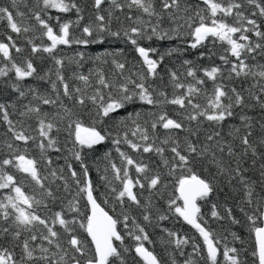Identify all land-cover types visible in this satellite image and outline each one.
Returning <instances> with one entry per match:
<instances>
[{
	"label": "snow or ice",
	"instance_id": "1",
	"mask_svg": "<svg viewBox=\"0 0 264 264\" xmlns=\"http://www.w3.org/2000/svg\"><path fill=\"white\" fill-rule=\"evenodd\" d=\"M106 2L110 3L109 9L103 8ZM16 3L17 0H11L12 7H15ZM202 3L205 6L203 8L186 2L182 6V0H158V3L157 0H125V3L120 0H93L94 19L82 27L81 37H74L72 34V29L79 27L84 19L81 14L83 9L77 0H36L35 7L30 9L31 19L35 21L31 25L18 23L9 7H0V19L7 20V26L12 32L19 34L39 31L46 37L50 42L47 45H37L29 40L32 45L31 52L43 51L49 54L57 66L56 79L49 81L55 99L39 93L34 88H29L26 92L21 82L37 75V68L29 58H24L19 63L13 58L11 49H15L16 53L23 52L15 42L11 45L0 42V56L10 65L0 67V77H8L10 72H14L12 89L21 98L28 95L32 97V100L23 105L19 115L30 119L34 116L37 124L35 136L29 134L31 125L26 127L23 120L17 128L9 113V109L15 108V105L0 102V116L8 125L7 132L11 134V139L4 141L8 155L0 159V189L8 190V194L0 200V219L8 225L0 228V241L4 242L0 244V264H125L124 253H127L129 248H120L124 242V236L117 228L120 221L97 202L81 150L100 145L111 136V132L98 130L96 122L102 123V118H111L113 113L125 109L137 100L158 111H149L147 116L151 119L145 118L143 123L140 122V112L129 114L125 119L118 121V124H125L126 129L122 131V135L118 131L117 138L112 140L122 160V167L111 164L114 179L121 185L119 190L111 188V191L116 193V201L123 205L127 199L140 206L141 201L134 189L147 188L159 193L161 187H168V184L164 183L165 175L159 170V166L154 171L149 163L122 151L119 145L126 144L141 156L153 153L161 157L160 163L167 169V176L174 178V191L166 201L168 210L183 218L203 238L206 256H201V259L205 264H222L219 259L221 255L223 264H247L240 258L241 249L235 246L224 244L221 252V240L214 237L201 214L200 202L206 201L216 191L222 179L229 185L235 181L244 192L243 203L247 206V210L241 207L240 211L246 217L253 240L252 264H264V65L246 62L255 58L253 54L257 53V50L264 54V31L261 30L264 25V0H228L227 3L224 0H202ZM125 7L129 10L125 13V19L132 21L127 27L113 11H124ZM51 9L59 13L75 11L77 20L59 22L60 18L56 17V31L55 26L51 24L52 17L48 14ZM246 11L250 12V15H246ZM134 13L139 15L134 18ZM16 16L23 17L24 13L17 12ZM144 16L149 19L145 20ZM152 18H155V23ZM229 18L232 22H229ZM113 20L120 23V27L115 31L112 29ZM165 20L172 25L168 29L163 27ZM185 28L188 29V36L192 41L190 47L193 49L204 46L208 41L212 43L213 48L217 43L223 45L222 53L209 50V59L219 55L223 64L198 67L192 61H184L183 73L168 71L173 89L169 95L163 88L157 87L155 81H163L158 69L161 68L165 56L176 50L158 54L157 49L142 46L139 41L152 40L154 37L159 40L180 38L181 30ZM121 32L125 41L134 46L135 52L141 58L142 70H129V74L125 75L126 64L113 60L122 79L113 82L102 70L95 73L90 71L88 75L73 73L74 78L87 87H91L90 78L94 75L98 87L95 88L94 94L87 96L81 87L72 88L63 74L65 60L55 55L58 47L103 43V33L120 38ZM250 33L259 38V42H253ZM8 40L12 41V37L9 36ZM153 54H157L158 58H152ZM78 55L77 64L84 59L83 53ZM203 55L204 53H201V56ZM223 66H227L226 76ZM201 72L202 76L199 75ZM46 76L48 73L38 78L44 80ZM241 77L259 79L247 90H238L223 82L225 79L231 81ZM209 81L211 88L208 87ZM252 87H258V92H253ZM105 89L108 90L107 94ZM245 91L248 92L247 96ZM62 96L72 101L73 107L79 105L81 111L75 112L65 106L61 100ZM32 101L39 103L33 104ZM89 101L95 108L92 126H86L81 118L83 110L88 108ZM58 104L63 108V115H55L60 121H68L66 129L73 138V147L69 151L81 164L83 180L80 179V173L66 160L71 178L77 185V192L73 199L67 202L66 208L61 206L60 210L52 211L50 204L57 203L56 191H59V186L54 191L51 184L56 180H64L65 191L68 184L63 176L64 169L52 168L53 161L47 155L49 149L61 151L57 137L52 135L54 130L58 133L60 128L57 123L48 119L49 114L44 112L40 105ZM168 105L177 106L182 110L177 114L179 119L169 115L166 110ZM257 106L261 111L259 120L249 116L246 111ZM237 109L240 110L239 114ZM89 114L91 115V110ZM237 115L241 125L231 127L225 134V122ZM127 122H130V126H127ZM158 129L164 130L163 138ZM180 131L186 133L182 142L179 136L175 135ZM30 141L39 149V160L30 155ZM16 142H22L24 147L21 148ZM166 151L171 153L170 157L165 156ZM41 161L48 168L47 175H42ZM249 161L252 168L259 162L260 195L255 192L257 181L246 175L250 170L246 166ZM9 168L30 179L33 184L32 194L25 191L23 183L18 181ZM131 169L137 174L135 178L130 174ZM201 172L207 175H202ZM49 177L52 178L51 182H48ZM81 198L86 199V210L81 208ZM104 203L107 204V200ZM40 206L50 214L41 215L37 211ZM217 208L216 204H212L211 217L222 219ZM69 213L72 214L71 218H68ZM226 213L233 223H239L233 216L232 208H227ZM159 219L163 221L168 219V216L162 214ZM128 220L129 216L124 215L126 228ZM143 220L150 221V215L145 214ZM133 223L135 224L134 219ZM135 227L138 234L129 231L128 235L137 242L134 248L136 256L143 264H161L158 257L141 242L149 240L144 227L139 224H135ZM78 229H82L90 240L82 239ZM168 235L174 237L176 234L168 232ZM231 236L234 241L244 243L235 232L231 233ZM223 239L226 240L227 237ZM116 241H119L120 245H117ZM188 242L187 238H177L174 241L177 248ZM17 248L20 250L18 255ZM194 251H200V246L194 245ZM173 264H176L175 260ZM185 264L194 262L186 260Z\"/></svg>",
	"mask_w": 264,
	"mask_h": 264
},
{
	"label": "trees",
	"instance_id": "2",
	"mask_svg": "<svg viewBox=\"0 0 264 264\" xmlns=\"http://www.w3.org/2000/svg\"><path fill=\"white\" fill-rule=\"evenodd\" d=\"M121 3H125V0H120ZM186 2L192 6L199 5L200 8L205 7L202 3V0H182L183 3ZM225 3L228 0H224ZM77 3L80 4L83 9L82 15L84 19L80 22L79 27H74L72 29V34L74 37L82 36V27L87 24L90 20L94 19L95 9L92 7L93 0H77ZM158 3V0H157ZM36 0H17L16 6L12 7L11 0H0V7H9L11 11H13L14 17L18 23L25 24H34L35 21L31 19V11L35 7ZM110 3L106 2L103 5L104 9H109ZM159 10V7L158 9ZM116 16L120 17V21L124 23V26L127 27L132 21H128L125 19V13L129 10L125 7L124 11L114 10ZM17 12L24 13L23 17L16 16ZM49 16L52 17L51 24L55 26V30L58 31V21L56 17L60 18L59 22L66 21H76L77 14L75 11L69 13H59L54 9L49 10ZM106 14V13H105ZM135 15H139V13H134ZM183 15V13H181ZM246 15H250V12L246 11ZM144 19H149L144 16ZM153 19V23H155V18ZM229 22H232L231 18H229ZM258 19V23H259ZM172 25L169 21L165 20L163 27L168 29ZM118 27H120V23L113 20L112 29L115 31ZM261 30L264 31V25H262ZM181 37L176 39H165L159 40L155 37L152 40H141L139 43L145 47H152L157 49L158 54H163L169 52L173 49L176 51L172 52L171 55H167L164 58L163 64L161 68L158 69L160 76L163 77V81L157 79L155 81V85L159 88H163L165 91L171 95L173 89L171 87L168 71L174 70L177 71L178 74H181L185 71L184 61H192V63L198 67H208L212 64L222 65L223 62L220 61L219 55L212 56L209 59V50L215 51L218 54L222 53L223 45L217 43L215 48L210 41L205 42L204 46L193 49L190 47L191 38L188 36V29L181 30ZM104 36L103 43H90L88 45H77L72 44L71 46H59L56 50L55 55L59 58H63L65 60V67L63 69V74L70 84L72 88L81 87L84 89L86 96L94 94L95 88L98 87L96 84L95 76L93 75L90 78L91 87H87L83 84V82L74 78L73 73L88 75L89 72H97L98 70H102L103 73L107 76V78L113 82H116L122 77L120 76V71L116 69L113 60H117L119 62L125 63L126 68L124 70V74L128 75L129 70L133 72H138L142 70L143 66L141 63V58L138 53L135 52L134 46L130 43H127L123 38V32H121V37H112L107 35V33L102 34ZM253 42H259V38L255 37L254 34H249ZM12 37V41L8 40V37ZM32 40L33 43L37 45H47L50 43L47 41L46 37H43L39 31L29 32V33H14L7 26L6 19H0V42L9 43L11 45L12 42L18 47L23 49L22 53H16L15 49H11L13 58L19 63L24 58H29L32 60L34 66L37 68V75H34L31 78H27L25 81L21 82L24 85V90L27 92L29 88L36 89L39 93L47 95L53 99H55V93L51 90L50 80H55V70L56 65L54 60L49 56V54L44 53L43 51L32 53L31 47L32 45L28 42ZM80 53L84 54L83 61H80L77 64L76 61L79 60ZM106 53H112L114 55H105ZM201 53H204L201 56ZM254 59L246 60V62L251 64H262L264 65V54H261L259 50L257 53L253 54ZM100 57V59H97ZM152 58H158L157 54H153ZM107 61V62H105ZM8 65V62L5 61L2 56H0V67H4ZM10 67V65H8ZM225 71V76L227 75V66H223ZM258 70V69H257ZM48 73V76L44 80L39 79V76H45ZM199 75H203V73H199ZM135 78V77H134ZM183 79V76H181ZM190 79V78H189ZM259 77L253 78L248 77L247 79L241 78H233L231 81L225 79L223 82L228 84L230 87H236L239 89L247 90L253 84L255 80H258ZM15 76L14 72H10L8 77H0V102L14 104L15 108H10V119L16 123L17 128L20 127V121L23 120L25 126L31 125V128L28 129L30 135H37L36 129V118L33 116L31 119L28 117H20L19 112L23 110V105L27 104L30 100H32L31 95L26 97H19V94L15 92L11 84L14 82ZM208 87L211 88V81L208 82ZM107 89L104 90L105 94H107ZM253 92H258V87H252ZM245 96L248 95V92H244ZM63 104L69 108H72L75 112H80L81 108L79 105L73 107V102L68 100L66 97H61ZM33 104H38V101H32ZM44 112H47L48 119L53 120V122L57 123L60 131L57 133L55 130L52 135L57 137L58 146L61 148L60 152H56L52 149L48 150L47 155L52 159L53 163L51 165L52 168L59 170L60 168L64 169L63 176L65 180H67V191H65L64 180H56L54 184H51V187L54 191H56L57 186H59V191H56V195L58 197V201L55 205H51L52 211L60 210L61 206L66 208L67 202L73 199L77 192V185L74 180L71 178L70 172L66 165L67 162L73 165V168L77 173H80V179L83 180L81 164L79 161H76L74 157L71 155L69 149L73 147L72 145V137L69 136V133L66 129L67 119L60 121L56 117V113H60L63 115V108L58 105L50 106V105H40ZM89 110H91V115L89 114ZM166 110L169 115L179 119L180 117L177 115L180 110L177 106L168 105ZM149 111H158V109L153 108L152 106H146L142 102L138 100L126 106L125 109L119 110L117 113H113L111 118H102L103 122H96L95 126L99 129L106 130L107 132H111V136L107 138L102 144L95 145L93 148L88 149L84 148L81 150V155L83 158V162L88 167V178L91 180L94 188V196L97 198V202L101 204L102 207L105 208L106 211L109 212L110 215H113L114 218H118L120 223H118L117 228L118 231L124 236V242L120 245L119 241L115 243L120 245L121 250L125 247L129 248L127 253H124L125 264H143V262L136 256L134 248L136 245V241L132 238V236L128 235V232L131 231L134 234H138L135 224H139L144 227L145 232L149 236L148 241H141L146 248L152 251L158 259L161 261V264H173V260H175L176 264H185L186 260H191L194 264H205V261L201 259V256H206V248L203 243V238L199 236L198 232L191 229L187 225H185L181 218L178 217L173 212H170L167 207V199L169 198L170 193L174 191L173 184L174 178L167 176V169L163 167L161 162V157L149 153V154H141L133 152L126 144H121L119 147L122 151L127 152L129 155L134 156L138 159H143L145 163H149L150 167L155 171L157 170V166H159V170L164 173L165 180L164 183L168 184V187L160 188L159 193L155 190H148L147 188L141 190L139 188L134 189L137 193L138 198L141 201L140 206H136L131 202L125 200L124 204L121 205L116 201V193L111 191L112 187L120 189V182L114 179V173L111 168V164L115 163L117 167H122V160L119 154L116 152V145L112 143V140L117 138V132L120 131L122 135V131L126 129L125 124H118V121L121 119H125L129 116V114L135 115L136 112L141 113V123H143L145 118L151 119V117L147 116ZM239 114V109L236 110ZM247 114L256 120H259L261 117V111L257 106L255 109L246 110ZM95 116V108L88 102V108L83 110L82 112V121L86 126H92L94 123L93 117ZM241 125L239 115L230 118L225 122L224 133L227 134L231 127H238ZM127 126H130V122H127ZM8 125L3 121L2 116H0V159L5 158L8 155L7 149L4 147V141L11 139V134L7 132ZM158 132L163 138L164 130L158 129ZM183 141V137L186 135L185 132L180 131L176 133ZM201 139H203V129L201 130ZM22 147L24 145L22 142H16ZM29 151L30 155L35 157L36 159H40L39 149L35 147V143L29 142ZM165 156L170 157L171 153L166 151ZM249 172L246 174L252 180L257 181V185L255 187V192L257 195L261 194V188L259 186V162L257 163L255 168L251 167V161H249L248 165ZM42 175L48 174V168L41 161L40 164ZM12 174L16 176L18 181H21L24 185V189L29 194H32L33 184L29 178H27L24 174L17 172L15 169H8ZM215 170L213 169V172ZM130 174L135 178L137 174L134 169H131ZM202 175H207L206 173L201 172ZM103 177H107V179H103ZM52 178L49 177V181L51 182ZM109 182H111L109 184ZM235 186V187H234ZM8 194V190L0 189V200L3 199L5 195ZM37 198L40 197L37 195ZM244 192L242 188L233 181L232 185H229L226 180H221L218 184L216 191L206 200L201 203V214L203 216L204 221H207V227L213 232L214 237L221 240L220 248L221 252L223 251L224 244H227L229 247L235 246L238 249H241V260L246 261L247 264H252L253 258L251 256L252 244L253 240L250 236L248 222L244 213L240 211L241 207H244L247 210V206L243 203ZM107 200V204L104 201ZM151 201V203H149ZM80 204L82 210H86L84 208L86 204V199L81 198ZM212 204H216L218 206L217 210L220 212V215L223 217L222 219H217L211 217ZM227 208H232L233 216L239 223H233L232 219L228 217L226 213ZM37 211L41 215L50 214L46 213V210L43 206H40ZM145 214L150 215V221H144L143 216ZM167 215L168 219L161 221L159 219L160 215ZM71 213L68 214V218H71ZM128 215V227L126 228L123 221V216ZM133 219L135 220V224L133 223ZM8 226L5 222L0 219V228ZM78 232L82 239L89 240L86 233L83 232L82 229H78ZM168 232H173L176 235L174 237H170ZM235 232L241 239L244 241L243 244L240 241H234L231 233ZM227 237L226 240L223 238ZM177 238H187L188 243L181 245L179 248L176 247L174 241ZM63 242V241H62ZM4 243L0 241V244ZM194 245L200 246V251H194ZM10 246V245H8ZM65 246H67L65 244ZM247 249V251H244ZM19 249H16L17 255L19 254ZM53 251L55 249L53 248ZM183 253V255L181 254ZM223 264L222 255L219 257ZM118 264V262H117Z\"/></svg>",
	"mask_w": 264,
	"mask_h": 264
},
{
	"label": "water",
	"instance_id": "3",
	"mask_svg": "<svg viewBox=\"0 0 264 264\" xmlns=\"http://www.w3.org/2000/svg\"><path fill=\"white\" fill-rule=\"evenodd\" d=\"M181 218V217H180ZM181 220H182V222L185 224V225H187L188 227H190L191 229H193V230H195L191 225H189V224H187L184 220H183V218H181ZM196 231V230H195ZM89 240H90V238H89ZM206 248V247H205ZM138 257V256H137ZM139 258V257H138ZM140 259V258H139Z\"/></svg>",
	"mask_w": 264,
	"mask_h": 264
}]
</instances>
